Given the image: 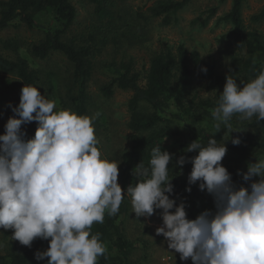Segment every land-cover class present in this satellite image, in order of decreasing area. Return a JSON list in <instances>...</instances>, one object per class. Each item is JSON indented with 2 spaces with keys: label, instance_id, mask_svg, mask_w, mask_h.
<instances>
[{
  "label": "clouds",
  "instance_id": "clouds-1",
  "mask_svg": "<svg viewBox=\"0 0 264 264\" xmlns=\"http://www.w3.org/2000/svg\"><path fill=\"white\" fill-rule=\"evenodd\" d=\"M241 85L231 75L225 77L211 110L216 133L221 124L229 134L237 132L230 123L234 115L242 121L254 116L264 120V70ZM8 107L13 116L0 135V228L11 229V239L29 248L36 239L48 241L46 250L34 254L37 261L97 264L106 246L91 227L102 224L105 213L116 215L127 195L137 218H150L160 210L162 225L155 234L165 238L167 248L181 261L264 264V159L248 163L246 172L238 171L250 183L237 186L221 163L225 142L215 135L206 144L191 142L183 151L197 155H181L175 166L192 165L185 191L197 185L212 197L215 211L205 210L190 220L185 203L170 198L173 156L161 144L151 149L147 165L141 162L132 170L136 183L122 192L120 162L101 157L91 117L54 111L55 102L32 85H24L18 105ZM33 121L34 136L25 140L22 125ZM231 143L238 146L241 141L233 138Z\"/></svg>",
  "mask_w": 264,
  "mask_h": 264
},
{
  "label": "trees",
  "instance_id": "trees-1",
  "mask_svg": "<svg viewBox=\"0 0 264 264\" xmlns=\"http://www.w3.org/2000/svg\"><path fill=\"white\" fill-rule=\"evenodd\" d=\"M73 1L0 0V31L20 26L31 31H39L43 39L31 46V56L38 60H45L53 53L65 57L73 68L67 93L68 104L72 112L79 116H87L90 108L88 85L92 77V59L96 46L65 40V36L77 19V10ZM109 1L111 0H88L94 6V15L100 22L113 21ZM194 1L197 0H160L149 9L150 18H162L163 25H168L171 16H175ZM244 2L245 0H232L229 12L222 18V21L231 26L228 37L237 48L230 55V64L225 75L217 73L214 63H207L196 51H188L182 44L178 45L174 52L166 50L151 58L144 86L140 85V74L133 71L131 63L120 62L110 65L115 77L101 87V94L110 97L115 89L131 93L127 109L132 146L122 157L119 175L122 192L130 183L133 185L136 183L132 170L141 162L147 165L151 149L161 144V149L173 156V162L169 165L172 169L169 177H174L171 181L174 190L170 198L175 199L177 204L185 203L187 218L190 220L201 213L196 204L198 186L191 185L190 193L185 191L189 187L187 177L192 165L186 163L181 168L175 166V161L181 155H185L186 158L197 155L195 152L183 151L191 142L198 140L201 144H206L210 138L204 123H216L212 119L211 110L216 106L218 95L223 91L225 77L231 75L237 85L242 87L241 84L254 79L264 70V35L251 29L250 25H246L242 16ZM214 14L215 9H212L208 19ZM207 20L199 26H206ZM263 21L264 7L250 17L252 24H260ZM197 23L198 20L193 22V24ZM193 69L201 74L205 90L216 92L215 100L206 99L197 102L194 106L189 105ZM202 69H206V72ZM24 85L37 87L43 95L38 73L30 68L25 60H9L0 54V135L4 134L7 119L13 116L8 105L11 104L12 107L18 105L20 91ZM197 121L200 122L201 127L197 126ZM230 123L232 131L237 132L229 134L225 125L221 124L220 133H227L229 136L225 156L232 162L238 163L239 172L242 169L247 171L248 163L254 162L255 159H264V120L257 121L254 116L250 120L242 121L234 115ZM181 124L185 125L183 127L187 130L185 144L179 149H174L171 144L168 146L165 142L173 139L178 133V130H174L179 129ZM26 125H36V122ZM21 130L25 132V140L34 136L25 125H22ZM233 138H239L241 143L234 146L231 143ZM228 172L232 181H236L235 175ZM238 182L241 186L248 187L249 182H244L242 177ZM129 210L130 197L126 195L116 215L108 216L105 213L102 224L93 223L91 232L100 233V239L106 246V252L98 257L97 264H131L130 257L134 245L127 239L123 228V221ZM156 211L160 212V210ZM47 247L48 241L36 239L31 247L23 252L17 250L0 254V264H47V258L43 261L34 258L36 252L44 251Z\"/></svg>",
  "mask_w": 264,
  "mask_h": 264
},
{
  "label": "rangeland",
  "instance_id": "rangeland-1",
  "mask_svg": "<svg viewBox=\"0 0 264 264\" xmlns=\"http://www.w3.org/2000/svg\"><path fill=\"white\" fill-rule=\"evenodd\" d=\"M158 1L160 0H111L109 9L113 21L100 22L94 15V6L88 0H74L77 19L65 36L67 41L96 46L92 59V77L88 85L90 108L87 116L92 118L101 157L118 160L119 175L122 157L132 146L127 109L131 93L115 89L110 97L101 94V87L115 77L110 65L120 62L131 63L133 71L140 74V85L144 86L151 58L166 50L174 52L180 44L188 51H196L207 63H214L217 73L221 75L227 74L230 55L237 49L228 37L231 26L222 21L223 16L231 8L232 0L191 2L175 16H171L168 25H163L162 18H150L149 9ZM263 7L264 0H245L242 16L246 25H250L251 29L264 35V21L260 24L250 22V17ZM212 9H215V14L208 19ZM197 20L198 23L193 24ZM206 20V26H199ZM42 39L43 35L39 31H31L24 26L7 28L0 31V54L9 60H25L30 68L38 73L43 96L55 102L54 111H71L67 93L71 83L72 65L58 53L51 54L45 60L34 59L30 48ZM191 79L189 105L194 106L197 102L206 99L215 100L216 92L205 90L202 76L195 69ZM199 124L200 122L197 121V126ZM214 124L204 123L210 138L215 135L214 139L221 144L224 142L227 144L228 134L216 133ZM183 126L185 125L181 124L179 129L174 130H178V133L173 139L167 140L166 145L171 144L174 149H179L185 144L187 130ZM36 127L37 124L25 125V128L33 134ZM221 163L227 171L235 175L236 181L233 183L241 186L238 182L241 176L237 175L238 163L232 162L227 156ZM240 172L246 171L242 169ZM119 175L118 184L122 187ZM256 179L254 178L253 181ZM196 204L200 212L215 211L213 199L206 191L199 190ZM123 222L125 235L134 245L130 257L131 264H161L165 258L168 259L169 264H192L190 259L181 261L178 253H173L167 248L165 238L155 234L156 228L162 225L159 211L147 219L137 218L132 213L130 198V210ZM11 236V229L0 228V254L27 250L28 247L12 240Z\"/></svg>",
  "mask_w": 264,
  "mask_h": 264
},
{
  "label": "built area",
  "instance_id": "built-area-1",
  "mask_svg": "<svg viewBox=\"0 0 264 264\" xmlns=\"http://www.w3.org/2000/svg\"><path fill=\"white\" fill-rule=\"evenodd\" d=\"M161 264H169V261L167 258L163 259L162 263Z\"/></svg>",
  "mask_w": 264,
  "mask_h": 264
}]
</instances>
